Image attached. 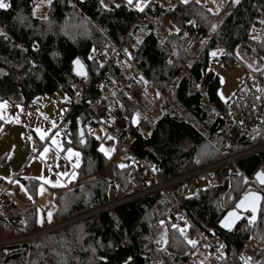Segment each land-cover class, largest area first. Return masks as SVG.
I'll return each mask as SVG.
<instances>
[{
    "label": "trees",
    "instance_id": "obj_1",
    "mask_svg": "<svg viewBox=\"0 0 264 264\" xmlns=\"http://www.w3.org/2000/svg\"><path fill=\"white\" fill-rule=\"evenodd\" d=\"M38 1L0 0V101L28 106L39 97L63 94L60 82L69 86L74 82L87 84L99 66L97 59L89 57L90 53L106 50L112 46L111 42L117 43L124 36L133 43L142 22L151 17L148 33L137 44L136 70L128 75L115 66L113 79L123 82L122 87L117 88L114 83L102 90L92 87L86 97L87 102L93 103V111L102 117L122 111L130 118V126L125 130L130 142L127 153L132 152L137 158L150 155L162 168L160 177L169 180L264 143V113L255 126L245 124L240 128L228 124L225 117L238 91L223 100L219 94V75L210 70L211 51L221 49L222 45L234 49L245 40L254 15L264 12V0H230L218 13L196 1L186 4L187 9L171 3V7L161 8L162 12L148 9L142 13L129 4L112 0H51L46 17L34 14ZM163 15L175 26L164 38V48L153 22ZM192 15L213 28L215 36L188 51L184 25ZM172 42L179 44L177 49H173ZM170 56L174 59L172 63L168 61ZM79 60L87 67L85 77L74 72ZM140 73L161 93L169 92L170 99L164 100L161 116L145 125L148 133L144 132V126L134 122L138 107L129 106L134 104L132 91L137 87L136 77ZM146 109L147 106H142L141 110ZM86 113L81 106L68 113L72 120V144L83 152L79 168L82 183L58 192L54 198L55 211L45 224L38 223L35 206L11 210L6 225L13 226L17 234L70 221L144 187L133 181L134 164H117L114 175L108 174L112 158L100 151V139L90 136L83 143L76 121L80 119L87 133ZM254 133L258 135L251 136ZM236 162L238 166L231 174H227L226 165L216 168L229 175L224 178L227 190L222 192L213 185L199 187L197 194L182 200L180 206L188 219L179 223L189 230L195 226L201 228L214 238L212 241L222 240L221 251L229 264H244L243 253L253 234L258 228L264 229V201L260 220L253 226L246 217L237 228L226 231L219 227V221L246 192L249 179L264 167V149L244 155ZM208 172L197 176L196 181ZM2 206L0 214L6 215ZM169 213L178 223L174 207L162 191L128 199L41 234L32 244L0 247V264H154V256L143 239ZM179 223L168 230L166 250L175 264H186L200 242L190 241L188 232L178 228ZM246 261L252 262L251 257ZM253 264H264V246L261 257Z\"/></svg>",
    "mask_w": 264,
    "mask_h": 264
},
{
    "label": "crops",
    "instance_id": "obj_2",
    "mask_svg": "<svg viewBox=\"0 0 264 264\" xmlns=\"http://www.w3.org/2000/svg\"><path fill=\"white\" fill-rule=\"evenodd\" d=\"M112 1L117 4H129L142 13L148 9L162 12L161 8L172 6L170 0ZM180 1L184 4L196 1L218 13L230 0ZM135 34L133 50L129 53L128 62L124 67L128 75L133 73L129 72L133 71V66H136L135 62L139 58L137 44L143 39L138 41ZM52 96L54 98L59 96L60 102L39 105L36 101L32 105L24 106L8 100L0 101V193L3 189H7L6 203L2 206L4 209L2 211L6 212V215L0 214V226L8 227L6 219L11 210L19 211L33 206L37 207L38 223L45 224L46 221L51 220L55 211L54 198L58 192L82 183L79 178V168L83 163V152L72 144L71 133L66 132L68 128L72 130V120L70 115H67L71 100L64 93H55ZM63 118H66V121L59 127ZM79 122L80 119H77V128ZM90 136L100 139V151L106 157L112 158L108 174L113 176L115 166L123 165L122 159L128 154L119 148L113 136L105 132L100 133L98 127L92 135L86 133V140ZM26 142L28 146L24 150L23 146ZM119 153L120 156L117 157ZM13 155L16 158H12ZM8 200L11 201V206L7 205Z\"/></svg>",
    "mask_w": 264,
    "mask_h": 264
},
{
    "label": "built area",
    "instance_id": "obj_3",
    "mask_svg": "<svg viewBox=\"0 0 264 264\" xmlns=\"http://www.w3.org/2000/svg\"><path fill=\"white\" fill-rule=\"evenodd\" d=\"M180 4L183 8L186 6L179 0H173ZM184 34L187 38L186 49L193 50L200 42L206 38H213L215 36L214 29L207 26L200 18L192 15V17L184 25ZM243 48H247L253 54V60L248 61L241 53ZM133 50L132 43L124 36L119 42L113 43L112 46L102 51H92L90 58L97 59L99 62L98 69L87 84H80L78 82L72 83L70 86L60 82L62 90L67 94L71 100V109L81 106L86 113V126L90 133H94L97 126H104L107 134L116 138L118 143L124 144L128 140L122 122L115 118L106 120L99 115L92 102H87L86 97L90 88L102 90L106 86L114 83L116 87H120L121 83L113 79V70L115 66L124 68L128 62L129 53ZM223 57L222 62L230 66L235 61H238L245 68V75L240 79V86L238 94L230 103V113L226 115L225 119L228 124L235 126L241 121H245L247 126H255L259 123L261 115L264 113V12L254 15L249 25L246 39L239 43L234 49L222 45ZM256 63V65L254 64ZM218 72V70H217ZM255 100L250 102L249 100ZM55 102L59 103V97L55 98ZM48 106V105H46ZM70 133V130H66ZM28 142L23 146L27 149ZM129 151V147L126 148ZM264 149V143L257 146L240 151L234 155H226L218 162L197 168L183 174H180L173 180H164L160 177V170L158 163L150 155H144L140 158L134 156L136 167L133 170V177L135 183L143 184L144 187L129 196L126 199L116 200L108 205L99 208L98 211L107 210L119 203L128 199L136 198L142 195L150 194L156 191H162L174 207L177 214V221L188 219L185 210L180 206L183 199L190 198L197 190L196 177L204 172L211 170L212 167L229 162L232 166L237 167V159L249 153ZM7 189H3L0 193V205L6 202ZM95 211V212H96ZM69 223L63 222L57 226L58 228ZM51 229H45L48 232ZM43 230L35 232L28 240L32 241L35 237L43 234ZM32 234V233H31ZM198 234V233H197ZM21 237H12L11 239L0 238V247L7 244H15L20 241ZM197 239L199 241L205 240L211 250L212 257L218 261H225V255L222 253V241L215 240L210 242L206 237L199 233ZM27 243H31L27 241ZM208 264H212V261Z\"/></svg>",
    "mask_w": 264,
    "mask_h": 264
},
{
    "label": "rangeland",
    "instance_id": "obj_4",
    "mask_svg": "<svg viewBox=\"0 0 264 264\" xmlns=\"http://www.w3.org/2000/svg\"><path fill=\"white\" fill-rule=\"evenodd\" d=\"M50 3H51V0H39L38 3L35 5L34 14L38 17H46L48 14L49 8H50ZM171 3L175 5L172 1ZM151 21H152V18L150 17L149 19L144 20L142 22V26L140 28L141 30L135 34V37L137 38L138 41L144 38L146 34L148 33L147 25ZM153 22L155 24V29L157 33L162 38L161 46L162 48H164L165 47L164 38H166V35H168L171 30L173 31L175 29L173 28L175 26L171 23V20L169 19V17L164 16V15L161 16L160 18L153 20ZM203 41L207 42V38L204 39ZM110 42L111 41H108L106 43L110 44ZM133 43H132V46H133ZM203 43L201 45H203ZM172 45L174 46L173 49H177V45L179 44L172 42ZM241 53L248 61L253 60L254 56L247 48H243L241 50ZM222 54H223V51L221 49L216 48L211 51L212 56H211L210 70H215L216 73L219 75L220 82H221L220 88H219V94L223 100H228L237 91L239 92V86L241 84L240 79L245 75V68L238 61H235L230 66L225 65L222 62V57H221ZM168 61L172 63L174 59L170 56ZM254 64L256 65V63ZM131 66L132 64L130 65V67ZM132 70L135 71L136 66H133ZM133 71L129 73H132ZM136 78H137V81H136L137 87L134 86L133 91H132V97H131L133 99L134 104L129 103V106L132 107V105H134L135 107H138L134 111V122L136 123V125L144 126L143 127L144 132L148 133L149 129L145 127V125H147L151 121L157 120L161 116V114L164 112V106H163L164 100L168 102L170 101L169 92L161 93L155 86L150 84L146 80V78L143 77L141 73L137 75ZM47 102L54 104L55 103L54 97L53 96L50 98L39 97L37 100V103L39 105H44V103H47ZM142 106H147L148 107V109H146L147 111H144V110L142 111L141 110ZM111 116L113 118H118L122 122V126L124 130L128 129V126H130V122H131L130 118L125 116L122 111L114 113ZM98 130L100 133L106 132V128L104 126H99ZM253 135L257 136L258 133H254L251 136ZM129 143H130L129 141L128 142L126 141L124 144L118 143L119 148H121L125 152V148L128 147ZM228 145L229 144L226 145L227 148L229 147ZM125 154H128L127 151ZM119 156H120V153L117 154V157ZM12 158H16V156L13 155ZM122 161H123V165H131L132 163H135L133 157L129 156V154L127 157L123 158ZM223 165L228 166L229 172L227 174H231L235 169V166H232L231 164H229V162L212 167L213 169L212 171H209L206 176H200V178L196 181L198 188L199 187L204 188V187L213 185V186H219L222 189V192L227 190L228 187L224 185V178L225 176H227L228 178L229 175L224 174V171L222 169L216 170V168H221L220 166H223ZM207 177H210V178H207ZM251 189H257V190L264 192V186H259L254 178L249 179V183L247 185L246 191L251 190ZM198 191H196L195 194H197ZM119 199H116V200H119ZM7 205L11 206V201L8 200ZM47 208L49 209L50 207H47ZM79 218L80 217L74 219L72 223L80 220ZM247 220H248V224L250 226H253L254 223L251 222L250 215L247 216ZM174 221H175V218L172 213H169L164 218H160L157 225L155 226L154 232H152L150 235L146 236L143 239L148 250H150V252L154 256V264H175L171 260L172 259L170 258L171 256H169L171 255V253L168 252V250H166L168 230L174 229L179 223L178 221H177L178 223H175ZM63 222L64 221H61L59 224ZM59 224L55 226H48L43 229H47L51 227L49 229H51V231L53 232L58 229L57 226H59ZM179 225L180 227L178 228L180 230L183 229L184 232L186 231L188 232L187 234H188V238L190 241H196V237H198L199 233H202L206 237L207 240L209 239L208 236L203 231H201V228L197 226L189 230L187 226L186 227L184 226V224L179 223ZM34 233L35 231L29 232L26 234H17V230L14 229L13 226H9V227L0 226V238H7V239H11L12 237L22 238L20 241L16 242L15 244H32V241L28 239L30 238L31 235H34ZM263 236H264V229L258 228L257 232L253 234L249 244L246 247L245 252L243 253V258L245 260L244 264H253L259 260V258L261 257V248L264 246V240H262ZM210 239L214 240V238L212 237H210ZM27 241L31 243H27ZM210 242H212V240ZM199 245L200 246L198 247V250H196L197 252L193 255L190 261H188V263L186 264H208L211 261H212V264H227L223 260L218 261L214 257H212V254L210 252L209 247L207 246V243L205 244V240H202ZM249 257H251L252 262L246 261V259Z\"/></svg>",
    "mask_w": 264,
    "mask_h": 264
},
{
    "label": "water",
    "instance_id": "obj_5",
    "mask_svg": "<svg viewBox=\"0 0 264 264\" xmlns=\"http://www.w3.org/2000/svg\"><path fill=\"white\" fill-rule=\"evenodd\" d=\"M74 72L78 77H84L88 75L86 65L79 60L74 66ZM78 130L82 141L86 142V131L82 123L79 122ZM254 179L260 186H264V167L260 168L255 174ZM264 201V192L260 190H248L246 191L235 203V206L228 210L225 215L219 221V227L222 230L232 231L247 217L250 215L252 223H257L260 220V213L262 204Z\"/></svg>",
    "mask_w": 264,
    "mask_h": 264
},
{
    "label": "bare ground",
    "instance_id": "obj_6",
    "mask_svg": "<svg viewBox=\"0 0 264 264\" xmlns=\"http://www.w3.org/2000/svg\"><path fill=\"white\" fill-rule=\"evenodd\" d=\"M174 4H178L177 2H175V1H173V0H171ZM180 1V0H179ZM181 2V1H180ZM183 3V2H182ZM184 4V3H183ZM180 5V4H179ZM185 6H186V4H184ZM181 6V5H180ZM187 8V7H186ZM214 32H215V30H214ZM187 39V38H186ZM207 39H210V38H207ZM201 43V42H200ZM199 43V44H200ZM113 44V43H112ZM221 50H222V48H221ZM188 51H191V50H188ZM223 51V50H222ZM224 53V52H223ZM221 57H223V54H222V56ZM92 60V59H91ZM122 69H124V68H122ZM85 77V76H84ZM120 83H121V86L120 87H117V88H121L122 87V82L121 81H119ZM63 93L65 94V96L67 95L64 91H63ZM56 97H59V96H56ZM55 97V98H56ZM55 98H54V100H55ZM59 100H60V97H59ZM255 99L254 98H251L249 101L250 102H252V101H254ZM56 103V102H55ZM46 105H48V104H46ZM72 109H71V105H70V108H69V112L71 111ZM68 112V113H69ZM68 113H67V115H68ZM229 113H230V111H229ZM229 113L227 114V115H229ZM103 118H105V117H103ZM106 120H113V119H115V118H113L112 116H108V118H105ZM118 119V118H117ZM65 121H66V118H63L62 120H61V122H60V124H59V127H61L62 125H64V123H65ZM82 123V122H81ZM246 123H245V121H241V122H239V123H237L236 125L237 126H239L240 128H242L244 125H245ZM83 125V124H82ZM84 127V126H83ZM97 127H99V126H97ZM69 129V128H68ZM67 130V129H66ZM70 130V133H71V129H69ZM87 130H88V128H87ZM86 131V130H85ZM96 131V130H95ZM125 131V130H124ZM89 132V131H88ZM87 132V133H88ZM70 133H68V134H70ZM90 133V132H89ZM106 134H107V132H105ZM90 134H92V133H90ZM127 134V133H126ZM107 135H109V134H107ZM127 136H128V134H127ZM116 139V138H115ZM117 141V140H116ZM129 141V138H128V140H127V142ZM117 144H118V142H117ZM119 145V144H118ZM128 152V150L125 148V152ZM129 156H131V157H133V159H134V154L132 153V152H130L129 153ZM230 156V155H229ZM222 159V158H221ZM220 159V160H221ZM134 161H135V159H134ZM219 161V160H218ZM218 161H216V162H218ZM216 162H214V163H216ZM214 163H212V164H214ZM132 164H134V168L136 167V163H132ZM212 164H209V165H212ZM209 165H206V166H209ZM159 167H160V165H159ZM204 167V166H203ZM161 168V167H160ZM201 168V167H200ZM134 170V169H133ZM211 170H213V169H211ZM211 170H208V171H211ZM161 171H162V168H161V170H160V173H161ZM208 171H206V172H208ZM205 173V172H204ZM179 176V175H178ZM177 176H175V177H172L171 179H169V180H173L174 178H176ZM133 181H134V177H133ZM135 182V181H134ZM257 182V181H256ZM259 185V184H258ZM260 186V185H259ZM254 190H257V189H254ZM128 198V197H127ZM123 199H126V198H123ZM6 203V202H5ZM4 203V204H5ZM3 205V204H2ZM93 212H95V211H93ZM93 212H90V213H87V214H84V215H82V216H79L80 218H83V217H85V216H87V215H90V214H92ZM248 216V215H247ZM76 218H78V217H76ZM76 218H74V219H76ZM79 218V219H80ZM74 219H72V220H70V221H68L69 223L70 222H73L74 221ZM49 228H51V227H49ZM49 228H47V229H49ZM54 229V228H53ZM43 231V234L44 233H47L46 231H44L45 229H42ZM49 231H51V230H49ZM38 232V231H37ZM41 235V234H40ZM39 236V235H38ZM208 240L209 241H211L212 239H210V236H208ZM216 240H220V239H216ZM196 241H198V242H201V241H199L198 239H197V237H196ZM222 241V240H221ZM212 242H214V241H212ZM223 243V242H222ZM205 244H206V242H205ZM207 246H208V244H207ZM209 247V246H208ZM209 249H210V247H209ZM222 249V248H221ZM210 252H211V250H210Z\"/></svg>",
    "mask_w": 264,
    "mask_h": 264
}]
</instances>
